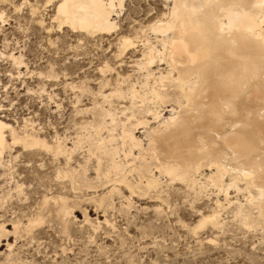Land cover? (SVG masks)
I'll list each match as a JSON object with an SVG mask.
<instances>
[{
    "label": "bare ground",
    "instance_id": "6f19581e",
    "mask_svg": "<svg viewBox=\"0 0 264 264\" xmlns=\"http://www.w3.org/2000/svg\"><path fill=\"white\" fill-rule=\"evenodd\" d=\"M123 1L44 0L45 7L55 3L51 22L57 30L109 37V58L129 74L104 61L96 94L79 89L93 102L78 110L83 118L70 147L56 135L50 144L33 134L18 135L0 119V163L4 151L18 144L55 163L62 160L65 169L56 170V178L72 189L96 184L110 194L120 188L143 194L159 190L160 177L180 185L194 201L214 189L224 203L216 197L211 213L200 215L190 229L193 234L207 225L221 230L217 214L224 204L242 228L264 231V0H160L156 17L129 30L115 22ZM30 4V16L43 28L36 1ZM80 150L89 166L92 162L93 180L85 162L78 169L70 165ZM230 189L241 199L231 202ZM50 201L58 216L67 217L64 199L44 198L43 205ZM37 219L42 223L37 216L24 230L40 225ZM5 233L2 224L0 238Z\"/></svg>",
    "mask_w": 264,
    "mask_h": 264
},
{
    "label": "rangeland",
    "instance_id": "374dc122",
    "mask_svg": "<svg viewBox=\"0 0 264 264\" xmlns=\"http://www.w3.org/2000/svg\"><path fill=\"white\" fill-rule=\"evenodd\" d=\"M35 1L43 28L35 24L29 9L17 13L0 7L5 12L0 20V119L18 135L33 134L49 144L56 135L70 147L76 124L83 118L79 111L91 108L93 102L92 96L80 90L87 88L96 94L100 77L97 69L104 61L121 74H129V69L117 67L109 58V51H113L107 43L109 37L91 38L67 27L57 30V23L51 22L55 3L45 7L44 0ZM161 6L160 0H124L115 20L117 27L129 30L145 25L157 16ZM50 25L53 29L48 31ZM10 56L18 58L19 64ZM114 104L116 109L121 106ZM85 156L83 150L76 152L70 165L78 169L87 164L90 171L86 176L93 180L92 162L89 166ZM62 162L55 163L37 149H24L18 144L4 151L0 163V225L7 233L0 238V264H47L69 258L71 252L64 248L69 243L66 231L77 237L72 246L77 259H83L80 253L84 252L94 260L112 259L116 264L132 260L140 264L157 260L264 264V231L242 228L232 217L231 206L224 204L217 214L221 230L213 231L208 225L196 234L190 230L200 215L211 213L216 197L224 203L223 195L216 190L210 189L207 197L194 201L188 191L178 184L168 185L162 177L159 190L143 194L130 195L124 188L110 194L107 186L96 184L93 189L77 190L64 178H56V170L65 169ZM228 194L231 202L241 199L233 189ZM44 198L64 199L67 217L56 214L52 201L43 205ZM36 215L42 223L26 232L28 221Z\"/></svg>",
    "mask_w": 264,
    "mask_h": 264
},
{
    "label": "snow or ice",
    "instance_id": "6c2138e0",
    "mask_svg": "<svg viewBox=\"0 0 264 264\" xmlns=\"http://www.w3.org/2000/svg\"><path fill=\"white\" fill-rule=\"evenodd\" d=\"M149 3H151V0H149ZM0 7L5 8V10H14L17 13H20L23 10H27L32 7V5L29 3V0H0ZM36 11L35 9L32 10V15H35ZM5 18V12L0 11V20H3ZM127 43V41L125 42ZM35 223L39 224L41 221L37 219ZM80 227H83L82 225ZM186 227V226H185ZM66 238L68 239L69 243L64 245L65 249H68L69 252H71V255L69 258L61 261L60 259H56L55 261H49L47 264H116L115 260L112 259H92L90 258L86 253L81 252L80 255L83 257V259H77L75 252L72 251L73 243L76 241L77 237L74 232L66 231L65 233ZM155 247V245H153ZM103 251V250H101ZM59 255V250H58ZM126 264H140L137 260H132L126 262ZM147 264V262H145ZM153 264H178V262L173 261H165V260H157L154 261Z\"/></svg>",
    "mask_w": 264,
    "mask_h": 264
}]
</instances>
